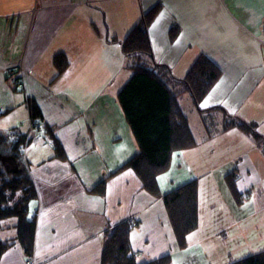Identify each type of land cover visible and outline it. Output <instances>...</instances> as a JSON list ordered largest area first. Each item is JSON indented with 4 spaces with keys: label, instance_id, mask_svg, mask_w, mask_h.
Returning <instances> with one entry per match:
<instances>
[{
    "label": "crops",
    "instance_id": "1",
    "mask_svg": "<svg viewBox=\"0 0 264 264\" xmlns=\"http://www.w3.org/2000/svg\"><path fill=\"white\" fill-rule=\"evenodd\" d=\"M155 6L161 10L149 37L158 64L181 79L204 54L222 70L198 108L188 93L180 95L197 146L172 155L157 178V198L132 170L115 173L139 152L117 98L132 75L120 44L141 13ZM262 42L264 0H0V132L29 134L24 158L37 194L28 210L35 223L31 255L14 244L0 264H100L106 231L125 220L136 222L130 232L136 264L165 256L170 264L206 260L204 241L236 226L229 238L242 245L264 239V220L243 227L256 211L235 220L232 214L233 202L253 208L254 199H264ZM58 54L68 61L59 75L53 65ZM31 102L42 115L33 130L27 123ZM216 108L253 123L262 140L223 131L224 111L207 112ZM54 140L64 159L56 157ZM230 174L240 203L228 187ZM102 180L104 193L92 192ZM192 180L198 183V227L179 249L161 197ZM258 206L264 210V202ZM222 217L234 222L218 227ZM11 220L2 229L15 234L4 240L16 236ZM203 222L206 235L199 237Z\"/></svg>",
    "mask_w": 264,
    "mask_h": 264
},
{
    "label": "trees",
    "instance_id": "2",
    "mask_svg": "<svg viewBox=\"0 0 264 264\" xmlns=\"http://www.w3.org/2000/svg\"><path fill=\"white\" fill-rule=\"evenodd\" d=\"M160 6L142 12L140 18L120 44L124 58L131 63V77L118 92L117 98L126 122L136 140L139 152L115 173L130 169L139 179L142 188L153 197H160L157 178L170 166L172 155L192 149L197 142L190 131L187 117L178 104V97L188 93L195 107H199L222 76L221 68L208 56L200 54L181 79L172 76L169 68L154 60L149 28L159 15ZM171 30L170 39L175 36ZM57 74L63 73L68 61L63 54L53 59ZM182 90L175 93L169 83ZM224 111L221 108L211 111ZM29 119L40 123L42 115L38 106L28 103ZM209 110V109H208ZM206 111H200L204 113ZM222 130L237 129L255 140H262L255 125L223 112ZM35 128V127H34ZM32 128L31 130H33ZM51 138V131L46 130ZM29 134L15 128L0 132V226L7 220H15L13 239H0V258L14 244H19L25 255L32 253L35 223L29 218L30 201L36 198V188L29 172L28 163L20 148L30 142ZM264 153V141H263ZM56 157L64 159V153L54 140ZM234 200L241 202L232 174L226 177ZM105 180L91 191L104 193ZM179 249L186 248L187 236L198 227V183L187 184L161 197ZM136 222L125 220L106 231V241L101 251L100 264H136L131 251L130 232ZM165 256L147 264H170ZM230 264H264V251Z\"/></svg>",
    "mask_w": 264,
    "mask_h": 264
},
{
    "label": "rangeland",
    "instance_id": "3",
    "mask_svg": "<svg viewBox=\"0 0 264 264\" xmlns=\"http://www.w3.org/2000/svg\"><path fill=\"white\" fill-rule=\"evenodd\" d=\"M130 65H131V63L126 60L125 66H124L125 70H130L129 69ZM181 67L182 66H180V68ZM124 72H126V71H124ZM122 74H123V72H122ZM169 84L171 85V87L173 88L175 93H179L182 90L181 87L173 85V83H171V82ZM179 101H180V96L178 97V104H179ZM221 172H222V170H219L216 174H220ZM262 184L264 185V181ZM253 196H254V193H253ZM253 196L251 195L250 197L253 198ZM251 198H248V200H246V201L253 200ZM254 202H258V205L261 206V204L264 202V199H262L260 197V198H257L256 200L254 199ZM258 205L255 204V205H253V208H252V206H250L249 203H244V206L239 208L233 202L232 214L234 216V220L237 219V217H240L242 215H246V213L249 211L250 212L256 211V214L254 216H250L245 221H243V227H247V226L253 227L255 225H258L260 221L264 220V210H261V208H259ZM220 213L221 212L218 209L215 212V214L217 215L218 218L221 216ZM207 217H209V215L203 216V220L205 222H206ZM234 220H229L228 217H226V218L222 217L221 220L217 221L218 227H225L231 221L234 222ZM11 222H12V220L4 221L2 223V227L6 226L7 223H11ZM205 222H203L202 228L200 229L199 233H197L198 236L200 234L203 236L206 235ZM2 227L0 226V239L1 240L8 239L10 236H13L15 234V232L12 228L3 230ZM236 228H237V226L230 228L228 230L225 229L226 231L224 233H221L218 236H214L213 239H208L207 241H204L203 247H204V250H206V256H207L206 260L202 259V261H199V262L194 261L193 263H195V264H230V263H233V262L238 261L240 259H243L245 257H248V256H251V255H254V254H257V253L264 251V239H261L257 243H255L254 241L250 242L247 245H242L238 241H236L234 239H230L229 236L232 235L233 232H235ZM260 233L264 237V229ZM254 235H255V232H254Z\"/></svg>",
    "mask_w": 264,
    "mask_h": 264
},
{
    "label": "built area",
    "instance_id": "4",
    "mask_svg": "<svg viewBox=\"0 0 264 264\" xmlns=\"http://www.w3.org/2000/svg\"><path fill=\"white\" fill-rule=\"evenodd\" d=\"M263 45H264V42H262ZM4 74H6L7 76H12L14 73L12 71V69L8 68L6 70H4ZM27 123H28V127H29V130H31L32 128H39L40 125L38 123H32V121L28 118L27 119ZM20 151H22L24 153L25 151V147L24 148H20Z\"/></svg>",
    "mask_w": 264,
    "mask_h": 264
}]
</instances>
